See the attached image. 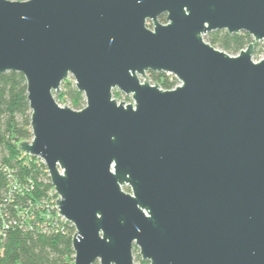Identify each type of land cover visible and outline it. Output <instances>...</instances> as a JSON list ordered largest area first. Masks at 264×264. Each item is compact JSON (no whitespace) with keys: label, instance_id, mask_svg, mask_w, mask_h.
Listing matches in <instances>:
<instances>
[{"label":"water","instance_id":"1","mask_svg":"<svg viewBox=\"0 0 264 264\" xmlns=\"http://www.w3.org/2000/svg\"><path fill=\"white\" fill-rule=\"evenodd\" d=\"M215 30L253 41L231 55ZM262 41L264 0H0V74L25 76L32 111L18 147L48 168L74 264H135V246L150 264H264ZM71 76L80 110L55 98Z\"/></svg>","mask_w":264,"mask_h":264},{"label":"trees","instance_id":"2","mask_svg":"<svg viewBox=\"0 0 264 264\" xmlns=\"http://www.w3.org/2000/svg\"><path fill=\"white\" fill-rule=\"evenodd\" d=\"M160 20L165 21L166 15ZM205 39L231 55L253 41L246 32L231 34L227 30L208 32ZM263 47L256 44V58L263 53ZM150 78L163 89L179 84L174 75L167 73L150 72ZM119 95L114 92V97ZM55 98L59 104L68 103L76 110L86 104L73 77L62 83ZM126 99L131 101L130 97ZM31 115L25 76L16 71L0 74V231L9 224V229L0 232V264H74L76 229L58 215V195L48 168L40 158L18 147L21 141L33 138ZM133 252L136 264H150L142 260L136 246Z\"/></svg>","mask_w":264,"mask_h":264},{"label":"rangeland","instance_id":"3","mask_svg":"<svg viewBox=\"0 0 264 264\" xmlns=\"http://www.w3.org/2000/svg\"><path fill=\"white\" fill-rule=\"evenodd\" d=\"M162 23H165L166 22V20L165 21H162V20H160ZM149 24H152L151 22H149L148 23V25ZM259 44H262L263 46H264V41H262V42H259ZM264 48V47H263ZM264 57V51H263V53L258 57V58H256L255 56H254V60L255 61H258V60H260V59H262ZM171 76L173 75V74H170ZM148 76H149V78H150V74L148 73ZM72 77V76H71ZM71 77H69V78H71ZM150 81H151V83L152 84H154V82H153V80H151V78H150ZM179 84H180V82H179ZM114 92H119L120 93V95L117 97H115L119 102L120 101H125V102H128V103H130V102H132V99H131V101H129V100H127L126 98L127 97H130L131 98V96H128V95H126V94H124L123 92H120L118 89H114L113 90V95H114ZM61 105H65V104H63V103H61ZM66 105H69L68 103H66ZM134 259H135V255H134ZM135 264H136V262H135Z\"/></svg>","mask_w":264,"mask_h":264},{"label":"built area","instance_id":"4","mask_svg":"<svg viewBox=\"0 0 264 264\" xmlns=\"http://www.w3.org/2000/svg\"><path fill=\"white\" fill-rule=\"evenodd\" d=\"M58 215H59V213H58ZM60 216V215H59ZM60 217H62V216H60ZM63 219H65L64 217H62ZM66 220V219H65ZM67 221V220H66ZM69 222V221H68ZM7 229H9V224H4V228H3V230H1L0 232L2 233L4 230H7Z\"/></svg>","mask_w":264,"mask_h":264},{"label":"flooded vegetation","instance_id":"5","mask_svg":"<svg viewBox=\"0 0 264 264\" xmlns=\"http://www.w3.org/2000/svg\"><path fill=\"white\" fill-rule=\"evenodd\" d=\"M149 74H150V72H149Z\"/></svg>","mask_w":264,"mask_h":264}]
</instances>
